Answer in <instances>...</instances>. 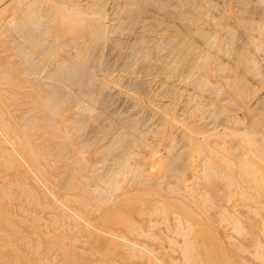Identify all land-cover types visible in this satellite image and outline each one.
Wrapping results in <instances>:
<instances>
[{"label":"rangeland","instance_id":"obj_1","mask_svg":"<svg viewBox=\"0 0 264 264\" xmlns=\"http://www.w3.org/2000/svg\"><path fill=\"white\" fill-rule=\"evenodd\" d=\"M2 5L0 91L24 96L0 177L37 203L0 201V264H264V0Z\"/></svg>","mask_w":264,"mask_h":264},{"label":"bare ground","instance_id":"obj_2","mask_svg":"<svg viewBox=\"0 0 264 264\" xmlns=\"http://www.w3.org/2000/svg\"><path fill=\"white\" fill-rule=\"evenodd\" d=\"M259 1V0H258ZM262 4V3H261ZM57 5V4H56ZM6 6L7 5H2V6H0V13L1 12H3L4 10H5V8H6ZM60 6V5H59ZM226 10V9H225ZM68 11V10H67ZM72 11V10H71ZM70 11V12H71ZM162 11V10H161ZM227 11V10H226ZM77 12H79V11H77ZM189 12V11H188ZM155 14H157V13H155ZM241 14V13H240ZM82 15V14H81ZM94 15V14H93ZM87 16V15H86ZM153 18V17H152ZM248 18V17H247ZM157 19V18H156ZM213 20H214V18H213ZM204 21H205V19H204ZM242 21H244V20H242ZM160 22V21H159ZM241 23V22H240ZM228 25V24H227ZM243 25V24H242ZM246 27V26H245ZM242 28H244V27H242ZM183 29V28H182ZM227 29V28H226ZM227 32V31H226ZM105 35V34H104ZM252 39V38H251ZM164 41V40H163ZM207 41V40H206ZM159 45V44H158ZM144 46V45H143ZM3 47H5V45H1L0 44V48H3ZM172 47V46H171ZM227 48V47H226ZM3 50V49H2ZM1 49H0V51H1V54H3L2 52H4V51H2ZM169 51V50H168ZM170 52V51H169ZM200 53V52H199ZM198 53V54H199ZM206 57V56H205ZM255 59V58H254ZM187 60V59H186ZM212 60V59H211ZM145 61V60H144ZM174 61V60H173ZM188 61V60H187ZM205 61V60H204ZM186 62V61H185ZM132 64V63H131ZM90 65V64H89ZM220 67V66H219ZM245 67V66H244ZM189 68V67H188ZM173 69V68H172ZM80 73V72H79ZM112 74V73H111ZM180 74H181V71H180ZM202 74V73H201ZM204 75V74H203ZM175 76V75H174ZM201 77V76H200ZM8 78V77H7ZM5 76H3L2 77V80H3V86L4 87H6V89L4 88V89H2L0 92H1V96H0V98L2 99V103H3V108H0V164L3 166V167H6V166H8L11 162H12V160L13 159H10L9 158V154H10V152L12 151V150H9V149H7V148H4L3 147V145H4V143H6V142H9V144L11 145H13L14 144V141H15V139L13 138V137H11L10 135H9V132H10V129H11V124H10V121H9V119L7 118V115L9 114V115H14V114H16L17 112H19L20 111V107H21V102H20V98L21 97H23L24 96V94H21L19 91H18V84H16V83H13V85H14V88H12L11 87V84H12V82H10V80H8ZM142 78V77H141ZM175 79V78H174ZM139 81V80H138ZM200 81V80H199ZM198 81V82H199ZM169 82V81H168ZM85 83V82H84ZM165 83V82H164ZM167 83V82H166ZM175 83V82H174ZM172 84V83H171ZM226 84V83H225ZM112 87V86H111ZM220 87V86H219ZM210 89V88H209ZM96 90V89H95ZM195 91V90H194ZM168 93V92H167ZM171 93V92H170ZM43 95V94H42ZM42 95L40 94V93H38V92H32V93H27L25 96H27L26 98H28L29 99V103H31V108H28V109H33V110H35V112H36V110H38L39 111V109L41 108V107H43V105H44V100H43V97H42ZM157 95V94H156ZM159 96V95H158ZM75 97V96H74ZM90 97V96H89ZM116 100V99H115ZM75 103V102H74ZM82 105V104H81ZM153 107V106H152ZM155 109V108H154ZM152 110V109H151ZM156 110V109H155ZM41 112V111H40ZM191 112H192V110H191ZM220 113V112H219ZM151 115V114H150ZM159 115V114H158ZM37 118V117H36ZM35 119V118H34ZM38 119V118H37ZM147 119H148V117H147ZM175 121V120H174ZM103 123V122H102ZM51 124V123H50ZM142 124V123H141ZM38 126V125H37ZM55 125L52 123V126H50V125H48V126H44L43 125V127L46 129V130H49V132H50V134L52 135V137H50V138H48V139H46V141H45V143H47L46 144V146L47 147H49V146H56V143H58V145L56 146V147H58L59 145H60V141L59 140H57L59 137H61V136H59L60 134H59V131H58V129L56 128V127H54ZM222 129H224V128H222ZM187 130V129H186ZM44 131V130H43ZM141 131H143V130H141ZM96 133V132H95ZM234 133V132H233ZM241 133H243V131H241ZM139 134V133H138ZM148 134V133H147ZM249 134V133H248ZM95 135V134H94ZM246 135V134H245ZM244 136V135H243ZM141 137V136H140ZM247 137V136H246ZM115 138V137H114ZM152 138V137H151ZM58 141V142H57ZM112 141H114V140H112ZM247 141V140H246ZM63 142V141H62ZM248 143V142H247ZM62 144V143H61ZM65 143L63 142V144H62V146H65L66 147V145H64ZM29 145V144H28ZM129 145V144H128ZM247 146H248V144H247ZM70 145H67V154H69L70 152L71 153H73L74 154V156L75 155H77L74 151H73V147L74 146H72V147H70ZM53 148V147H52ZM51 148V149H52ZM63 148V147H62ZM62 148H61V150H62ZM108 148V147H107ZM248 148V147H247ZM60 150V151H61ZM248 150V149H247ZM134 153V152H133ZM65 154V153H64ZM73 154H71L72 156H73ZM251 154V153H250ZM53 155H54V153H53ZM71 155H69V157L71 156ZM120 155V154H119ZM8 156V157H7ZM65 156V155H64ZM136 156V155H135ZM77 157V156H76ZM65 158V157H64ZM78 158V157H77ZM109 158V157H108ZM43 160V159H42ZM77 160V159H76ZM82 159H80L79 161H81ZM115 160V159H114ZM14 161V160H13ZM45 162V161H44ZM261 162H263V161H261ZM87 163V162H86ZM114 163V162H113ZM208 163V162H207ZM207 163H206V165H207ZM264 163V162H263ZM36 167H37V165H36ZM258 172V171H257ZM140 173V172H139ZM259 173V172H258ZM72 174V176L74 175L73 173H71ZM1 179H0V201H2L3 199H5L6 198V200L8 199V200H19V198H18V194L20 193L21 195H24L25 196V198L27 199V200H30L32 203L34 202V203H37V197H36V194H35V192L32 190V189H30V188H24L23 186L21 187H19V189H18V193L17 192H15L12 188H10V187H6L5 185H4V177H0ZM227 178V177H226ZM70 182V181H69ZM53 186V185H52ZM71 187H72V189H76V187H77V181L74 179V176H73V181L71 182V185H70ZM128 194V193H127ZM123 195V194H122ZM25 199V200H26ZM72 199H73V201L76 203V204H78L79 206H81V207H86V205L87 204H85V200L83 199V198H81V197H77V196H73L72 197ZM7 200V201H8ZM10 205H12V204H10ZM18 208H20V205H18L17 206ZM68 209H64V212H62V214H61V218L63 217V218H66L67 220H69V221H75V220H77L78 219V215L77 214H75L74 212H68L67 211ZM151 210H153V211H158V208L157 207H154V208H152ZM251 210H253V209H251ZM2 211V212H1ZM77 212V211H76ZM9 216H12V214L8 211V209L7 208H4V210L3 209H1L0 210V226H2V224H5V226H7L8 227V229H16V227L14 226V223L10 220V218H9ZM53 219V218H52ZM52 221V220H51ZM179 222V221H178ZM54 224H56V222L54 221ZM60 226H59V228H60V230L62 231V232H65L66 231V229L68 228V224H67V222H65L64 220H60L59 221V223H58ZM185 224H187V223H185ZM178 225V224H177ZM179 226V225H178ZM188 226V225H187ZM186 226V227H187ZM58 228V229H59ZM189 228V227H188ZM177 229V228H176ZM189 230V229H188ZM184 231V230H183ZM17 232H18V229H17ZM17 232H15V233H17ZM8 234V233H7ZM173 234V233H172ZM182 234V233H181ZM0 235H1V237H0V247L3 249V248H5V246H6V244H8V245H10L11 244V241H10V239H9V235H6V233L4 232V231H2V229L0 228ZM50 235H52V234H50ZM137 235V234H136ZM53 237H51L50 236V239H51V241L53 242V243H55V242H57L56 240V237L54 236V235H52ZM151 236V235H150ZM182 236H184V238H183V254H184V257H186V260H187V262H190L191 263V259L193 258V256H192V254H191V244L188 242V240H187V238H186V235L185 234H183ZM151 237H153V236H151ZM122 238V237H121ZM169 238V237H168ZM20 239H26V237L25 236H21L20 237ZM49 239V240H50ZM172 240V239H171ZM171 240H169V241H171ZM185 240V241H184ZM59 242V241H58ZM38 243V242H37ZM60 243V242H59ZM27 244V243H26ZM61 245H62V243H60ZM125 244V243H124ZM52 245V244H51ZM174 245V244H173ZM256 246V245H255ZM132 247V246H131ZM172 250V249H171ZM182 250V249H181ZM245 250V249H244ZM35 251H37V249L35 248ZM34 251V252H35ZM36 253V252H35ZM34 253V254H35ZM148 254V253H147ZM146 254V255H147ZM17 263V262H16Z\"/></svg>","mask_w":264,"mask_h":264}]
</instances>
